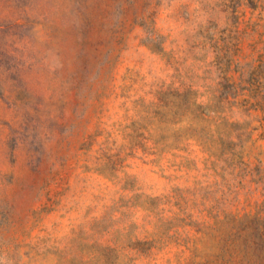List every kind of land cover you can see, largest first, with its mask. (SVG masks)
<instances>
[{
    "label": "rangeland",
    "instance_id": "374dc122",
    "mask_svg": "<svg viewBox=\"0 0 264 264\" xmlns=\"http://www.w3.org/2000/svg\"><path fill=\"white\" fill-rule=\"evenodd\" d=\"M263 224L264 0H0V264H238Z\"/></svg>",
    "mask_w": 264,
    "mask_h": 264
},
{
    "label": "trees",
    "instance_id": "16d2710c",
    "mask_svg": "<svg viewBox=\"0 0 264 264\" xmlns=\"http://www.w3.org/2000/svg\"><path fill=\"white\" fill-rule=\"evenodd\" d=\"M175 94L176 97H181L183 95V93L178 90H176ZM154 105L156 104L151 103L150 107ZM205 227L210 229L212 226L205 222ZM240 234L243 238L242 250L244 252V257L239 260L238 264H264V224L259 227H245ZM186 235L189 237V233ZM189 239L193 242L197 241V236L195 235L194 238L189 237ZM179 245L183 246V243H179ZM183 253H185V250L181 249L179 256L181 257Z\"/></svg>",
    "mask_w": 264,
    "mask_h": 264
}]
</instances>
